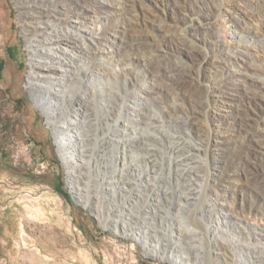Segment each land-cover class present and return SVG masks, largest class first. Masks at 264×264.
Listing matches in <instances>:
<instances>
[{
  "label": "rangeland",
  "instance_id": "rangeland-1",
  "mask_svg": "<svg viewBox=\"0 0 264 264\" xmlns=\"http://www.w3.org/2000/svg\"><path fill=\"white\" fill-rule=\"evenodd\" d=\"M95 1L117 8L74 15L68 3L53 1L49 9L60 12V22L39 20L44 52L67 65V76L79 70L71 86L52 74L42 98L30 85L32 66L46 62L33 56L38 42L30 45L23 32L19 0H0V264H225L218 243L229 246L227 264H252L243 245L253 233V243L264 248V202L249 188L238 160L244 156L236 122L242 91L234 89L254 81L264 101V0H140L134 13L120 7L135 0ZM32 6L37 13L38 5ZM202 15H209L213 34L191 40L203 59L159 49L198 72L200 81L192 82L202 107L175 96L170 80L143 63L145 50L126 59L101 38L143 34L159 44ZM62 33L76 34L83 48L52 45ZM74 92L86 99L81 111L66 105ZM133 111L153 117L159 134L189 122L181 131L199 149L192 164L199 171L196 201L173 196L176 179L160 158L151 172L128 148L139 130ZM87 117L113 144L105 149V164L82 145ZM116 121L129 131L115 128ZM187 227L198 233L196 245L179 236ZM149 236L161 245L152 247Z\"/></svg>",
  "mask_w": 264,
  "mask_h": 264
},
{
  "label": "bare ground",
  "instance_id": "bare-ground-1",
  "mask_svg": "<svg viewBox=\"0 0 264 264\" xmlns=\"http://www.w3.org/2000/svg\"><path fill=\"white\" fill-rule=\"evenodd\" d=\"M53 1L68 3V5H70L69 9L74 15L85 13L86 11H89L90 8H95L96 11L101 13L106 12L108 10L107 8H117V4L113 6L111 4H107L104 6L100 5L95 0H19L21 8L20 17L22 23L24 24L23 32L28 36V42L31 43L30 45H32V42H38L36 46H32L33 56L38 58L40 57L46 61L44 64L36 63L33 65V73L30 76L31 88H33L34 93L38 97L42 98H45L46 94L43 82H50L52 74L66 77L65 79L70 86L77 84L79 81V78H77V75H79L77 66L75 68L76 70L70 71L71 75L67 76L66 74L68 73V70L65 68L67 65L61 59L54 58L47 52H44V50H47L44 47V44L47 42L46 40H42L45 32L39 26V20L42 18L52 17L54 20L60 22V12L53 11L52 13L49 9V3H53ZM139 1L140 0H135L131 7H127L128 3L124 2L121 4L124 5L123 7L120 5V10L127 13H134L138 11ZM33 3H36L39 7V11L37 13L33 11ZM208 20L209 15H202L200 16L199 21H192L189 28H186L183 33L174 30L169 33V36L165 38L162 43L159 44L150 42L148 37L143 34L135 35L134 37L118 36V41H115L116 39L111 40L107 33L100 35L103 42L116 45L119 53H121V55H125V57L127 56L126 59L134 57L133 55L141 53L145 50L142 56L143 63L150 66L158 76H163L170 80L172 93H174L175 96H188L202 107L203 101L198 99V85L192 82V79L200 81V75L198 72H196L192 66L188 67L177 59H171V57L164 56L160 53V51L164 52V50L170 49L182 54H190L197 60L203 59V54H201L202 51L200 53L198 52L199 49L196 50L191 38L193 35L197 34L205 36L213 34L209 25L206 23ZM63 34L64 33L61 35L58 34L53 37V39H51L52 45L59 46L62 43H66V45L73 48H83L81 44H77L79 39L76 34L69 33L68 35L66 34L67 36H64ZM64 37H67L68 39L65 40L63 39ZM34 39L37 40L35 41ZM150 44L154 46L156 45L158 50H151L150 48L148 50L147 48ZM40 71H46L47 74L44 75L43 73H40ZM83 73L86 76V72ZM234 90L242 91V93L240 92V96L237 97V99L240 100L241 105L238 107L240 108V112L237 114L238 118H236V122L244 139V156L238 160L243 166L242 169L247 177L249 188L258 193L259 199L264 202V176H261V173L264 171V161L262 160V157H264V124L260 121L264 117V101L262 99V95H260L257 91L254 81L252 84L236 86ZM225 93L227 94V92ZM233 93H235V91L228 94L231 95ZM72 97V100H66V105L68 107H73L74 111H81V109L85 106V97L79 95V92H74ZM118 106L121 110L124 108L122 103H119ZM131 116L137 126H139V130H135V140L128 148L136 154L142 156L144 163L149 166V171L151 172H156L157 169L155 161L156 158H160L166 168V172H168V174H173L176 179L175 189L172 192L173 196L180 200L182 198V194H187L184 197L186 202L196 201L199 198V193L195 187V181L199 177V171L196 170L192 164L194 162L196 152L199 149L195 145L187 143L182 132L183 129H188L189 122L187 120L178 121V130L174 133L159 134V128L157 127L154 118L149 116L147 113L141 115L140 113L133 111L131 112ZM85 120L82 121V123L85 124L87 128L82 131V145L86 148L85 150L90 154V156L98 158V160L105 164L109 160V156L107 155L105 149L106 147L108 148L113 145L111 143V139H109L102 126L98 124V121L96 122L88 117L87 121ZM113 125L117 129L120 128L123 134H126L127 131H129L121 125L117 126V121L114 122ZM145 130H150L156 134L151 136L145 133ZM232 190L234 191V189ZM134 197L139 198L140 195L134 194ZM124 209L125 208H122L121 210L122 214ZM129 216L130 220H135L136 218V216L132 213ZM136 223L138 224V220H136ZM179 236L183 237L186 242H191L195 245L200 239L198 233L189 230L188 227L179 229ZM261 236L262 239H264V235ZM256 240H258L257 235L250 233L247 235L245 241L246 243L243 247L250 255L249 257L252 264H264V248H260L257 244L253 243ZM149 242L151 245L154 244L152 247L161 245L158 239L153 236H149ZM148 246L151 247L150 245ZM216 246L218 247V250L222 252V256L227 257V259H224L225 264H227L230 257L227 253L229 246L225 243H218ZM198 248H200V246Z\"/></svg>",
  "mask_w": 264,
  "mask_h": 264
}]
</instances>
